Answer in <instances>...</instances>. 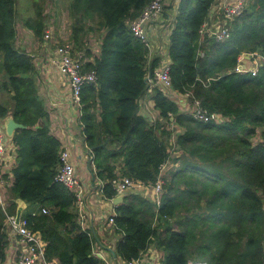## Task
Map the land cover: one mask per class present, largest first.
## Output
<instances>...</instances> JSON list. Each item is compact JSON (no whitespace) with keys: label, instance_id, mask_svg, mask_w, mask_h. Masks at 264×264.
<instances>
[{"label":"trees","instance_id":"1","mask_svg":"<svg viewBox=\"0 0 264 264\" xmlns=\"http://www.w3.org/2000/svg\"><path fill=\"white\" fill-rule=\"evenodd\" d=\"M65 1L72 20L69 41L84 53L85 70L98 76L83 88L80 119L103 196L116 197L112 182L120 176L153 183L161 165L179 164L164 174L159 206L136 190L116 206L115 231L123 234L116 253L130 261L155 244L164 264H264V139L253 141L259 129L264 135V65L255 75L233 71L243 53L264 56V0H248L223 40L201 33L218 0H169L176 9L168 15L172 89L189 93L191 102L199 100L224 119H196L156 86L159 117L153 123L139 113V99L162 59L149 61L150 49L128 25L152 0ZM17 2L0 0V119L12 116L26 125L12 137L18 164L7 187L10 205L0 206V264L9 242L6 218L17 213L19 198L30 204L23 216L45 241L48 259L109 264L95 253L97 238L81 225L78 192L55 180L63 148L39 95L34 57L17 45ZM45 2L33 0L35 16L25 21L40 40ZM92 31L101 35L99 54L88 46Z\"/></svg>","mask_w":264,"mask_h":264},{"label":"built area","instance_id":"2","mask_svg":"<svg viewBox=\"0 0 264 264\" xmlns=\"http://www.w3.org/2000/svg\"><path fill=\"white\" fill-rule=\"evenodd\" d=\"M248 0H219L216 6L219 22H208L202 29L203 36L207 35L217 40H223L230 37L231 21L243 13L246 8ZM164 0H152L146 9L133 20L128 21L134 35L141 40L149 49L152 48L150 37V25L163 16ZM51 30H46L45 39L48 41L52 37ZM54 54L51 58L54 65L61 73L68 77L71 89V100L75 106L82 110V92L87 83L97 82L98 76L95 71L85 70V61L87 60L84 53L77 51L74 44L69 40L59 43L54 48ZM201 55L204 52L201 51ZM249 61V62H247ZM248 64H247V63ZM264 65V56L258 52L243 53L238 58V63L234 68V72L247 73L252 72L257 74L259 68ZM171 63L170 58L163 61L160 67L155 69L154 74L148 75L150 88L158 86L163 91L168 92L172 89L171 78ZM149 88V89H150ZM189 95V94H187ZM193 105L192 114L194 118L209 121H222L224 117L218 112H209L204 109L199 100L191 103ZM8 135L6 131L0 127V206L4 209L8 206L7 187L10 182L4 176V160L8 148ZM92 158V155L90 156ZM60 167L55 177V180L63 183L68 188L76 190L79 198V213L82 227L86 221L85 203L81 195V181L77 175L76 167L73 162L71 152L68 148H63L60 152ZM168 169V162L161 165V171L158 179L155 182H146L144 180L136 179L127 175L120 176L113 180L112 185L116 190V196L121 193H129L133 190L144 193L146 196L154 198L158 206L162 201V194L164 190V174ZM101 192L104 191V182H99ZM47 212V208L43 209ZM109 223L115 228V212L109 217ZM6 225H10L18 234L21 244V251L18 255V264H57L55 260H50L46 256V243L42 236L33 231L28 226V220L22 216L20 222L16 221V214H8L6 218ZM97 255L105 259L107 257L104 253H97ZM127 264H141L140 258L126 261ZM194 264H207L205 262H197Z\"/></svg>","mask_w":264,"mask_h":264},{"label":"crops","instance_id":"3","mask_svg":"<svg viewBox=\"0 0 264 264\" xmlns=\"http://www.w3.org/2000/svg\"><path fill=\"white\" fill-rule=\"evenodd\" d=\"M215 10L214 8V11H212V19L209 22L216 21L219 16H217ZM164 19L165 18L162 16L159 20L152 23L149 28L152 42L149 61L159 56L162 59L161 64L169 58L168 47L170 35H168L167 38H162V27L165 25ZM171 19H173V17ZM167 31L171 33L170 29ZM59 40L60 39L55 40V42L61 43ZM67 40H69V38H67ZM38 48L40 50L39 53H32V55L35 57L34 61L38 70L39 95L43 99L50 115L51 132L61 141L62 148H68L70 150L77 175L80 178V190L85 203V214L87 215L84 227L85 229L89 228L97 238L94 245L95 252L104 253L109 264H127L126 261L116 253V244L123 237V234L115 231V228L109 223V217L115 212L117 205L113 202V199H106L100 188V198L93 196L94 190H97L96 186L99 185L100 181L94 176L91 168V151L87 147L86 135L80 119L82 113L71 100L69 79L59 71L51 60L55 47L53 48L51 45H48L47 40L44 39V41L40 40ZM45 58H47V60H45ZM167 94L178 101L182 106H186V99L184 98L186 95L180 94L173 89L169 90ZM153 95V89L150 88L139 99V113L151 123L155 122L159 117V111L155 107ZM4 125L5 120L0 119V127L3 130H5ZM18 149L19 147L14 142L13 138L9 137L7 153L4 160V174L8 175L7 180L10 182V185L14 180L13 169L18 164ZM8 205H10L9 201ZM29 207L30 204L26 203V208L23 213L29 209ZM7 232L9 234V242L6 248L7 255L4 264H18V255L21 251L19 236L10 225H7ZM140 260L141 264H164V253L160 248L155 246V244H151L147 251L142 254Z\"/></svg>","mask_w":264,"mask_h":264},{"label":"rangeland","instance_id":"4","mask_svg":"<svg viewBox=\"0 0 264 264\" xmlns=\"http://www.w3.org/2000/svg\"><path fill=\"white\" fill-rule=\"evenodd\" d=\"M32 1L33 0H18L17 6H18V18H17V29H18V39H17V45L19 47L26 49L28 52L32 53H39V48L38 45H40V39H38L33 32L28 30L26 27L25 21L28 17L35 16V9L32 6ZM179 0H177L178 2ZM219 1V0H218ZM169 0L167 2L165 1L164 6L166 5L167 7L164 8L163 11V16L165 17L164 23L165 25L162 27L163 28V37H168L170 35V31L168 32L167 30H171L173 28V19L171 15L175 13L174 9L169 8ZM45 22H46V30H51V35L52 37L50 40L47 41L48 45H51V47H55L57 44L60 42H55V40L60 39L61 43L63 41L67 40V38H70L71 36V31H72V20L69 15V10L67 9V2L65 0H46L45 2ZM218 16V10H215ZM168 13V14H167ZM168 18V19H167ZM220 17L218 16L216 19V22H219ZM165 33V34H164ZM100 33L92 31L87 37L88 40V46L92 50L94 54H99L100 51V42H101V37ZM64 37V38H63ZM44 41V39H43ZM163 42V40H162ZM161 42V43H162ZM43 57V56H42ZM35 58V57H34ZM47 60V58H45ZM171 90V89H169ZM189 94V93H187ZM186 99L185 103L186 106H182V110L186 112H192L193 110V105H191V100L188 95L184 97ZM1 99V98H0ZM156 119V118H155ZM264 139L263 135V130L259 129L257 132V135L253 139L255 143L260 142ZM175 155V154H174ZM178 155V153L176 154ZM179 164H174L173 161L171 160L170 163L168 164V169L170 168H176L178 167ZM167 169V170H168ZM167 174V172H166ZM95 176V175H94ZM95 178V177H94ZM96 180V178H95ZM97 190H94L93 196L100 198L99 194V185L96 186Z\"/></svg>","mask_w":264,"mask_h":264},{"label":"water","instance_id":"5","mask_svg":"<svg viewBox=\"0 0 264 264\" xmlns=\"http://www.w3.org/2000/svg\"><path fill=\"white\" fill-rule=\"evenodd\" d=\"M5 131L6 134L8 135V137H13L14 133L16 132L17 129L20 128H25L26 125L16 121L12 116H9L5 119ZM125 193H121L119 195H117L116 197L113 198V202L118 205L120 203L123 202L124 197H125ZM17 203H18V208H17V213H16V221L19 223L22 216H23V211L26 208V201L23 199H17ZM113 251V249H112ZM190 264H194L193 262H191Z\"/></svg>","mask_w":264,"mask_h":264}]
</instances>
